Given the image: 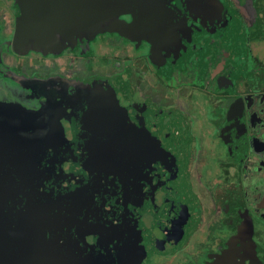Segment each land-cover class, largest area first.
Masks as SVG:
<instances>
[{
  "label": "flooded vegetation",
  "instance_id": "obj_1",
  "mask_svg": "<svg viewBox=\"0 0 264 264\" xmlns=\"http://www.w3.org/2000/svg\"><path fill=\"white\" fill-rule=\"evenodd\" d=\"M157 1L55 40L0 0V175L74 176L93 131L144 174L128 234L89 264H264V0ZM5 188L1 211L23 196Z\"/></svg>",
  "mask_w": 264,
  "mask_h": 264
},
{
  "label": "water",
  "instance_id": "obj_2",
  "mask_svg": "<svg viewBox=\"0 0 264 264\" xmlns=\"http://www.w3.org/2000/svg\"><path fill=\"white\" fill-rule=\"evenodd\" d=\"M157 2L19 0L22 15L17 27L33 28L24 36L56 40L59 35L94 30L117 13L153 9ZM79 133L70 156L74 176L63 166L48 176L41 166L28 173L13 163L5 176L0 175V185L8 186L5 193L23 195L17 207L0 210V264H89L120 235L128 234L137 218L136 188L144 170L129 159L128 145L107 152L93 145V131Z\"/></svg>",
  "mask_w": 264,
  "mask_h": 264
},
{
  "label": "bare ground",
  "instance_id": "obj_3",
  "mask_svg": "<svg viewBox=\"0 0 264 264\" xmlns=\"http://www.w3.org/2000/svg\"><path fill=\"white\" fill-rule=\"evenodd\" d=\"M104 260V259H103Z\"/></svg>",
  "mask_w": 264,
  "mask_h": 264
},
{
  "label": "crops",
  "instance_id": "obj_4",
  "mask_svg": "<svg viewBox=\"0 0 264 264\" xmlns=\"http://www.w3.org/2000/svg\"><path fill=\"white\" fill-rule=\"evenodd\" d=\"M264 95V94H263Z\"/></svg>",
  "mask_w": 264,
  "mask_h": 264
}]
</instances>
